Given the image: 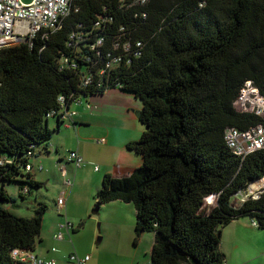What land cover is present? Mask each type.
Masks as SVG:
<instances>
[{"label":"trees","instance_id":"trees-1","mask_svg":"<svg viewBox=\"0 0 264 264\" xmlns=\"http://www.w3.org/2000/svg\"><path fill=\"white\" fill-rule=\"evenodd\" d=\"M247 82L264 93V0H76L56 31L1 49L0 264L34 251L48 210L16 216L8 184L41 190L32 160L50 148L49 121L63 126V106L113 89L143 103L145 134L127 146L143 163L105 176L96 207L134 205L136 239L155 236L151 264H226V227L248 218L264 230V188L244 197L264 180V149L244 159L225 139L264 126L235 109Z\"/></svg>","mask_w":264,"mask_h":264},{"label":"crops","instance_id":"crops-1","mask_svg":"<svg viewBox=\"0 0 264 264\" xmlns=\"http://www.w3.org/2000/svg\"><path fill=\"white\" fill-rule=\"evenodd\" d=\"M88 105L92 109H89ZM142 109L143 103L140 99L119 89H113L101 96L82 99L80 105L71 107V111L76 115L65 125L59 126L56 120H53V124L48 123V127L54 133L50 148L48 152L42 151L37 154L33 166L34 170L43 169V164L55 167L56 158L53 154L60 159V165H67V168L62 170L66 172V176L63 175V191L68 193L66 207L61 213V217L66 219L65 223L69 222L67 213L74 224L84 222L85 218L91 215V210L96 204L95 197L102 189L105 176L123 179L142 166L143 158L127 148L129 144L140 141L145 134L146 129L137 117V113H141ZM71 152H77L83 158L84 167L77 169L73 163L68 162ZM69 168L73 172V179H67ZM34 176L37 182L42 183L36 175ZM53 177L57 178L56 175ZM68 181L71 182V186L66 185ZM49 182L50 180H47V184ZM42 197L44 198L43 195ZM39 198L41 197H36L37 205H45L46 202ZM103 207L109 215V218L103 221L104 228L106 230L113 228L119 237L123 238L121 235H125L129 238L116 245L121 251L124 242L135 239L136 209L132 204L119 201ZM72 222L70 223L74 230L63 231L64 239L61 241L54 237L53 243L71 241V234L77 233L74 232L76 228ZM60 232L59 226L58 234ZM146 235L144 234L142 238H146ZM64 248L65 246L51 248L50 244L45 243L41 233L33 252L43 259L55 260L57 264H73L69 257L74 253L67 254ZM220 250L225 255L226 264H264V230L254 227L249 219L234 221L223 230ZM90 252L75 255L79 257L91 255L92 260L89 264H106L107 255L104 251L92 247Z\"/></svg>","mask_w":264,"mask_h":264},{"label":"built area","instance_id":"built-area-1","mask_svg":"<svg viewBox=\"0 0 264 264\" xmlns=\"http://www.w3.org/2000/svg\"><path fill=\"white\" fill-rule=\"evenodd\" d=\"M76 0H33L30 4H24L22 0H0V50L8 47L19 46L23 43H32L38 36L43 34L45 37L48 32L56 31L61 21L70 16L73 12V5ZM145 3V1H143ZM98 46L102 45V40L98 41ZM78 101L75 105H80ZM235 109L242 114H254L264 119V93H262L252 82H247L242 88L235 104ZM67 106H63L61 116L67 123L76 113L71 109L67 111ZM89 109H92L88 105ZM57 115L52 112L49 118ZM226 143L228 147L239 157L247 156L264 149V126H259L247 132L237 129H229L226 133ZM68 162L73 163L77 169L85 166L83 158L77 152H71ZM3 164V161H0ZM31 170V167H28ZM40 170H43L40 168ZM96 170H98L96 168ZM66 176V172H63ZM264 181V180H263ZM71 186V182H66ZM254 187V186H253ZM250 193H252V189ZM260 192V191H259ZM67 191H62L57 201V208L61 214L66 207ZM257 197V195H256ZM253 226L257 223L253 221ZM60 234L55 238L63 240V231H73L70 222L60 225ZM14 260L21 264H57L55 260L43 259L33 251L14 250L12 253ZM92 260L90 255L79 257L71 255L69 261L73 264H89Z\"/></svg>","mask_w":264,"mask_h":264},{"label":"rangeland","instance_id":"rangeland-1","mask_svg":"<svg viewBox=\"0 0 264 264\" xmlns=\"http://www.w3.org/2000/svg\"><path fill=\"white\" fill-rule=\"evenodd\" d=\"M22 2L24 4H30L33 2V0H22ZM49 123L53 124L54 121L50 120ZM53 156L56 158L55 167L43 164L44 171L41 170L40 172V170L36 168L33 172L34 175H36V178L40 179L42 184L46 185L41 190H31V195L23 197L21 196V186L19 184H8L7 190L9 193H11V197L15 200L13 205H11L12 212L21 218H32L35 215V209L38 207L36 197H41L39 199L45 201V205L48 208L44 218L45 220L42 229V238L44 239L45 243L51 245V248H61V246H65L64 251L67 254L74 253L80 255L82 253L84 255L91 253L90 249L95 247V249L100 248L101 252L104 251L106 253V264H151V252L153 249L155 236L151 235V233H145L147 234V237L144 239L141 237L139 240H137L135 236V239L124 242L123 249L119 251L116 245L129 238L125 235H121L123 238L119 237L113 228L107 230L104 228L103 221L109 218V215L107 214V211H105L104 207H101L98 213H94L96 204L91 210V215L85 218L84 222H76V224H74L68 217L67 213V219L69 222H72L75 225L77 233L71 234V241H67L69 244L65 242H59V244L53 243L55 242L54 237L59 233V226L65 223L66 220L65 218L61 217L62 215L59 213L56 205L61 192L64 189V176L62 170L67 168V165L59 164L60 159H58L55 154H53ZM34 162L35 161L32 160L33 164ZM67 174V179H73V172L71 171V168L67 170ZM53 175H56L57 178L53 177ZM46 179L50 180L49 184H47ZM262 188H264V181L255 184L252 189V193L254 195H258ZM249 194L251 193H247L244 195V197L247 198L246 196ZM215 204V198H210L206 202V205L209 207H214ZM235 204L238 205L240 203L237 201ZM64 216L65 215H63V217ZM250 220L251 219H249V221ZM251 222L253 223L252 220Z\"/></svg>","mask_w":264,"mask_h":264},{"label":"water","instance_id":"water-1","mask_svg":"<svg viewBox=\"0 0 264 264\" xmlns=\"http://www.w3.org/2000/svg\"><path fill=\"white\" fill-rule=\"evenodd\" d=\"M69 109H70V108H67V111H69ZM137 117L140 118V113H139V112L137 113ZM99 211H100V206L98 205V206L95 208L94 213H98ZM100 241H101V239H100Z\"/></svg>","mask_w":264,"mask_h":264},{"label":"bare ground","instance_id":"bare-ground-1","mask_svg":"<svg viewBox=\"0 0 264 264\" xmlns=\"http://www.w3.org/2000/svg\"><path fill=\"white\" fill-rule=\"evenodd\" d=\"M214 197H212L211 199H213Z\"/></svg>","mask_w":264,"mask_h":264}]
</instances>
